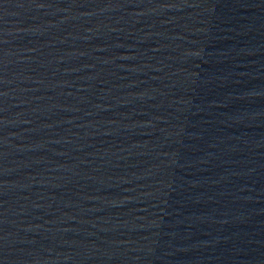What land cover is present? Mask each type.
<instances>
[{
    "label": "water",
    "instance_id": "95a60500",
    "mask_svg": "<svg viewBox=\"0 0 264 264\" xmlns=\"http://www.w3.org/2000/svg\"><path fill=\"white\" fill-rule=\"evenodd\" d=\"M0 264H264V0H0Z\"/></svg>",
    "mask_w": 264,
    "mask_h": 264
}]
</instances>
